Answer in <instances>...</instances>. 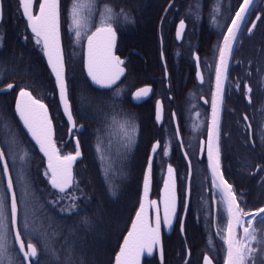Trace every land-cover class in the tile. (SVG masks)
I'll list each match as a JSON object with an SVG mask.
<instances>
[{
	"label": "flooded vegetation",
	"instance_id": "flooded-vegetation-1",
	"mask_svg": "<svg viewBox=\"0 0 264 264\" xmlns=\"http://www.w3.org/2000/svg\"><path fill=\"white\" fill-rule=\"evenodd\" d=\"M141 1L136 0L137 25L134 28L127 25L123 30L117 28L116 55L127 61L126 74L114 88L124 82L128 86H136L131 92L130 99L134 105L148 109L151 139L149 155L152 145L157 141L160 142L153 166L152 200H161L167 165L170 163L176 169L179 194L178 217H186V230L181 234L178 221L170 233L163 229V245L165 246V241L173 245L181 236L186 259L190 254L189 262L194 255L197 264L200 262L203 264V256L208 254L215 264H221L222 259L223 264L226 246L218 232H222L226 227V213L223 205L219 203V193L211 187L206 153L201 159L198 142L206 138V124L211 116V93L215 88V63L218 60V48L242 0H193L195 6L185 10L180 7L181 0H148L147 10L141 8ZM187 1L189 0H185ZM72 3L73 0H60L62 42L63 22L68 29V11ZM175 3L177 6L174 8ZM34 10L38 12L36 3ZM98 14L99 10L96 8L93 23ZM257 15L264 16V0H253L250 14L242 26L239 42L234 45V58L229 62L228 78L224 85V104L221 114L224 175L233 184L241 207L246 211L264 207V183L261 182L264 171H255L256 165L264 164V18L256 21L257 26L251 34H248L246 30L251 26V21L256 20ZM5 16L4 13L0 25L5 21ZM181 19H184L186 28L182 40H178L176 29ZM144 21H147V25L141 26V22ZM4 29L8 30V23L4 25ZM148 33L151 34L152 40L146 38ZM194 54L200 58L199 68L204 76L202 84L196 75L197 61ZM6 59L8 62V55L0 56V62H5ZM4 77L8 79V67L0 65V79ZM88 81L90 82L89 79ZM243 83H248L253 89L250 94L251 103L243 92ZM237 84L241 85L240 89L237 88ZM91 86L99 91L114 89H99L92 84ZM145 86L153 87L152 96L142 103H135L132 99L133 93ZM3 87L4 85L0 83V89ZM122 90H125V86ZM10 92L0 91V123L2 124L0 130L3 131L0 132V144L7 160L8 152L4 146L2 134L8 137L7 109ZM157 101H162L164 107L161 122H157L155 118ZM2 111L6 114H1ZM173 113L175 117L172 116ZM245 115L248 117L247 121L243 119ZM249 124L251 128L247 127ZM80 125L82 124L77 122V128ZM177 125L180 128L179 136L175 134ZM83 127L82 132L75 129L70 135L69 131V139H73L75 143L79 139L80 147L79 135L86 131L84 125ZM181 141L183 147H181ZM253 141L254 149L251 147ZM165 146L168 147L167 156L164 155ZM185 152L188 153L187 159L184 156ZM189 161L192 171L190 181ZM186 198L189 207L185 214ZM254 226L258 229L259 238L264 232V224L257 220ZM19 227L21 228L20 220ZM239 231L242 235V230ZM11 236L15 251L18 253L13 232ZM32 243L36 244L40 252L37 264H50L48 262L52 252L47 248H41L35 241ZM253 246H256L255 243ZM200 254L202 258H196ZM155 258L159 261L157 253L149 259ZM4 264H8L7 259Z\"/></svg>",
	"mask_w": 264,
	"mask_h": 264
},
{
	"label": "snow or ice",
	"instance_id": "snow-or-ice-1",
	"mask_svg": "<svg viewBox=\"0 0 264 264\" xmlns=\"http://www.w3.org/2000/svg\"><path fill=\"white\" fill-rule=\"evenodd\" d=\"M36 0H19V7L22 15L27 21V28L30 29L35 45L39 46L43 56L46 58L47 66L54 77V86L58 92L59 105L62 106L63 115L67 118V123L71 126L69 131L77 128L76 118L73 113V103L70 96L68 80V61L65 57V49L61 37L60 23V0H38V12L34 11ZM253 0H242L235 11L231 23L227 26L223 34L222 43L218 48V60L215 63V88L211 93V116L206 124V138L198 142V150L203 159L206 153L207 170L211 175V187L219 193V203L223 205L226 213V227L221 235L223 244L226 246L224 264H264V232L258 238V229L254 223L259 220L264 224V207L254 211H246L241 207V202L234 191L233 184L230 183L223 171V154L221 147L222 121L221 114L224 104V85L228 78L229 62L234 58V45L239 42L247 17L250 14ZM171 7V5H170ZM95 0H73L68 11V34L74 44L84 51L83 70L90 78L93 85L101 89H111L117 81L124 76L126 71L125 61L116 55L117 47V26L121 23H130L131 18L123 9L116 11L112 6L104 5L99 12V23L93 30V18L95 15ZM4 0H0V22L4 18ZM264 18L257 15L256 20L251 21V26L246 30L251 34L256 28V21ZM185 21L181 19L176 29V37L180 39L185 30ZM25 40L29 37L24 36ZM163 56V53H161ZM197 61V78L204 81L203 74L199 71V56L194 54ZM68 59H71L69 57ZM7 77H4L6 79ZM0 79V83H4ZM17 85L5 83L0 91L13 90ZM240 89L241 85L237 84ZM243 92L251 103L253 89L248 83H243ZM151 88H139L133 94L135 99L148 96ZM120 93L115 92L112 96V107L115 109L116 100ZM163 106L160 101L156 102L155 118L157 122L162 120ZM15 113L22 121L23 127L27 129L39 151L47 159V167L43 173L48 179L51 188L58 193L66 194L74 185L73 165L81 157V147L79 139L76 140L74 153L62 155L54 139L53 119L49 113V106L43 100L33 94V91L26 87H19V92L15 99ZM118 115V114H117ZM175 117V113L172 114ZM245 121L248 117H243ZM251 128V125H247ZM116 132L120 135L121 147L126 154L136 144L138 134L137 126L130 120H118L116 115L111 117L109 124V134ZM175 134L179 136L180 128L177 125ZM100 141L97 145V152L101 153V160H104ZM111 140H109V146ZM18 147V141L13 134L8 141L9 151L12 153L13 162L19 158L23 163L26 161L27 152L23 155L13 151ZM181 147L183 142L181 141ZM254 149L255 142H251ZM160 148L157 141L151 147L152 155L147 158V167L143 173V191L139 200V207L135 211V217L131 221V227L127 235L123 238V243L115 255V264H141L145 254L149 257L154 253H159L160 264H165L164 245L162 240V225L171 229L178 221L181 234L185 232V218L177 216L179 194L178 178L176 169L169 163L167 165V175L163 179L161 191V201L149 199L154 155ZM164 155H168V147L164 148ZM187 159L188 153H184ZM0 161L3 163V176L6 184L0 191V264H4L5 259L8 264H37L39 250L36 244L31 242L33 233L37 231L32 214L28 211L27 201H25V212L23 228L18 225L19 204L17 194L14 189L13 177L9 173V166L5 160V151L0 149ZM256 172L264 171V164L255 166ZM192 177L191 163L189 161L188 178ZM19 178V174H18ZM264 183V178H262ZM190 193V184L189 189ZM115 195V191L112 192ZM27 189H22V196H28ZM215 196V193H214ZM78 197L72 198V203L67 208H60L61 212L78 213L76 201ZM161 202L163 204V214L161 215ZM53 205L59 206L61 202L52 201ZM188 200L185 199L184 211H188ZM154 213V216L151 215ZM83 223H89L88 218H84ZM239 230H242V235ZM14 231V239L18 244V257H9V250L12 248L11 233ZM43 234H47L44 232ZM27 240V242H26ZM255 243V247L253 244ZM69 255H74L70 253ZM68 264H82L80 260H69ZM190 264V262H186ZM203 264H213V260L208 254L203 256Z\"/></svg>",
	"mask_w": 264,
	"mask_h": 264
},
{
	"label": "trees",
	"instance_id": "trees-1",
	"mask_svg": "<svg viewBox=\"0 0 264 264\" xmlns=\"http://www.w3.org/2000/svg\"><path fill=\"white\" fill-rule=\"evenodd\" d=\"M141 2V8L147 10L148 0ZM95 4L99 12L107 4L116 11L123 9L128 13L131 22L119 24L117 28L120 30L127 25L132 28L137 25L136 0H95ZM179 4L185 10L193 8L195 1L181 0ZM4 5L6 16L5 21L0 25V56L8 55V62L6 59L5 62H0V65L8 67V79H4L1 85L13 83L19 87H26L33 91L34 95L43 98L49 106V113L53 119L54 139L58 149L62 155L74 153L76 143L73 139H69L70 125L63 115L62 106L59 105L54 77L40 47L35 45L32 39L27 21L19 7V0H4ZM176 6L175 3L174 8ZM6 23L8 30L4 29ZM98 23L99 14L93 23V29ZM142 24L146 26L147 21L141 22V26ZM26 35L29 37L28 40L24 39ZM63 44L68 61L67 75L74 115L78 124L86 128L85 133L79 135L83 157L75 164L74 185L66 194L58 193L51 188L47 177L43 175L47 167V159L39 151V147L15 113V99L19 87L8 93V137L11 138L14 134L18 143L22 145L19 147L22 148V152L16 151L18 154L23 155L27 152L26 161L22 163L19 159L18 163L21 172H24L25 180L28 181L27 199L31 202L28 211L32 214L37 229L33 233L31 242L35 241L41 248L55 251L49 256L51 264H53L52 259L55 264H68L69 260H80L82 264H113L123 238L130 229L142 195L143 173L147 167L151 145L149 113L147 107H140L131 102V92L136 86L131 87L124 82L114 89L105 91L96 90L91 86L83 70V50L80 46L74 45L69 38L64 22ZM69 57L71 59H68ZM124 86L125 90H122ZM115 92H119L120 95L114 109L112 96ZM1 114L5 115L6 112L2 111ZM113 115L121 121L130 119L137 126L136 144L126 154L121 147L120 135L116 132L109 134V124ZM109 140H111L110 146ZM100 141H103L100 144L104 155L103 161L100 158L101 153L97 152ZM8 163L14 185L16 184L19 208L22 204L24 213L23 203L19 199L20 185L18 186L16 182V171L9 153ZM0 176L5 182L1 164ZM113 191L115 195L112 194ZM73 197L79 198L76 201L78 213L61 212L60 208H67L72 203ZM52 201L61 203L57 207ZM22 212L20 211V223L24 218ZM84 218H88L89 223H83ZM104 230L106 233L103 234ZM36 232L40 234L39 237L36 236ZM44 232L47 234H43ZM174 245L176 249L171 250L165 243V264H183L186 253L183 251L181 236ZM73 252L74 255H69ZM145 264H160V262L156 258L146 259ZM190 264H197L194 255Z\"/></svg>",
	"mask_w": 264,
	"mask_h": 264
},
{
	"label": "rangeland",
	"instance_id": "rangeland-1",
	"mask_svg": "<svg viewBox=\"0 0 264 264\" xmlns=\"http://www.w3.org/2000/svg\"><path fill=\"white\" fill-rule=\"evenodd\" d=\"M36 6H37V10H38V0L36 1ZM147 17V16H146ZM148 36H146V38L148 39V40H152L151 39V34L150 33H148L147 34ZM0 125H2L1 123H0ZM1 127H4V126H1ZM5 128V127H4ZM3 129V128H2ZM0 132L2 133L3 131H1L0 130ZM3 135V143H4V146H5V148L7 149V152L10 154V156H11V158H12V161H13V157H12V153L9 151V148H8V141L10 140V136L9 137H7V135H5V134H2ZM19 147H22V145L20 144V143H18V147L16 148V149H14L13 151H18V152H22V148H19ZM18 154V156L19 155H21V154ZM18 160H19V158H17L16 159V161H15V163L13 162V168L15 169V171H16V179H17V184H18V186L20 185V187H19V189H20V200H21V202L23 203V208H24V212H25V207H26V205H25V201H27V208L30 210V205H31V202H30V200H28L27 198H28V196H22V189H27V192H29V185H28V181H26L25 179V176H24V172L22 173L21 172V169H20V164L18 163ZM159 173V172H158ZM18 174H19V178H18ZM160 174V173H159ZM4 185H5V182L4 181H2V178H1V176H0V191H2L3 190V188H4ZM16 185V184H15ZM19 195V194H18ZM20 211L22 212V204H21V206H20ZM22 214L24 215V213L22 212ZM24 219V218H23ZM23 222H21V229L23 228ZM106 230V229H105ZM105 230H104V232H102L103 234L104 233H106L105 232ZM38 232H36V236H40V234H37ZM12 234V233H11ZM36 236L34 237V238H36ZM10 239H11V243H12V248H11V250L12 251H10L9 252V257H11V258H17L18 257V253L15 251V245H14V241H13V238H12V236L10 237ZM178 240H179V237L177 238ZM176 239V240H177ZM175 240V241H176ZM165 243H166V241H165ZM179 243V242H178ZM177 243V244H178ZM169 246H170V249L171 250H173V249H176V245H174V243H173V245H170V244H168ZM14 250V251H13ZM50 250V249H49ZM183 251L186 253V251H185V248L183 249ZM50 252H55L54 250H50ZM204 252H205V250H204ZM203 252V253H204ZM196 258H202V254H200L199 256H197ZM185 260H186V254H185V258H184V261H183V264H184V262H185ZM52 261L54 262V260L52 259ZM222 261H223V259L221 260V264H222ZM45 263H46V260H45ZM48 263H50V262H48ZM51 264V263H50ZM198 264H201V262L200 263H198ZM224 264V263H223Z\"/></svg>",
	"mask_w": 264,
	"mask_h": 264
},
{
	"label": "water",
	"instance_id": "water-1",
	"mask_svg": "<svg viewBox=\"0 0 264 264\" xmlns=\"http://www.w3.org/2000/svg\"><path fill=\"white\" fill-rule=\"evenodd\" d=\"M35 11V10H34ZM61 23V22H60ZM185 25H186V23H185ZM186 28V27H185ZM185 31V30H184ZM184 34V33H183ZM183 36V35H182ZM61 37H62V34H61ZM178 40H182V37L180 38V39H178ZM117 42H118V37H117ZM63 43V42H62ZM117 48V47H116ZM115 52H116V49H115ZM125 61V63H126V61L127 60H124ZM199 71H200V68H199ZM201 72V71H200ZM125 74H126V71H125ZM125 74H124V76H125ZM124 76H122L121 78H120V80L119 81H117L116 82V84L112 87V88H114L115 86H117L120 82H121V80L124 78ZM89 80H90V78H88ZM90 82H91V80H90ZM91 84H92V82H91ZM93 85V84H92ZM94 87H96V88H99V86H96V85H93ZM145 87H149V88H151V92L148 94V96H146V97H143V98H140V99H135L134 98V96H132V99H133V101L135 102V103H142V102H144L145 100H147L148 98H150L151 96H152V94H153V87H151V86H145ZM142 88H144V87H142ZM99 89H101V88H99ZM11 90H8V91H6V92H10ZM2 92H4V91H2ZM136 92V91H135ZM134 92V93H135ZM133 93V94H134ZM161 102V104H162V106H163V103H162V101H160ZM163 112H164V107H163V111H162V118H163ZM162 121V120H161ZM160 121V122H161ZM22 122V121H21ZM23 124V123H22ZM71 127V126H70ZM78 128H80V126L78 127ZM27 130V129H26ZM75 129H73L71 132H70V135L72 134V132L74 131ZM84 130V127L79 131V132H82ZM30 135V134H29ZM0 149H2V147H1V144H0ZM81 153H82V150H81ZM150 155H152V153L150 154ZM155 156H156V154L154 155V159H153V166H154V161H155ZM82 158V155H81V157H79L77 160H76V162L78 161V160H80ZM5 160H6V162L8 163V160H7V158H6V155H5ZM76 162L74 163V165H73V176H74V180H75V173H74V167H75V164H76ZM3 163H4V161H0V164H1V167H2V169H3ZM8 166H9V163H8ZM174 168V167H173ZM175 169V168H174ZM9 173H10V175H12L11 174V170H10V166H9ZM167 175V174H166ZM4 180H5V184H6V179H5V177H4ZM13 182H14V180H13ZM14 189H15V185H14ZM152 190H153V176H152V184H151V191H150V196H149V199H152L151 198V196H152ZM15 191H16V189H15ZM143 191V190H142ZM17 194V193H16ZM17 200H18V197H17ZM161 201V200H160ZM19 204V203H18ZM161 215L163 214V204H162V202H161ZM178 210H179V203H178ZM178 210H177V216H178ZM151 215H153L154 216V213H151ZM19 220H20V209H19V217H18V225H19ZM175 224V223H174ZM174 226V225H173ZM131 227V226H130ZM163 229L167 232V233H170L171 231H172V229H173V227L171 228V229H169V228H167L166 226H163L162 225V229H161V233H162V240H163ZM15 235V233H14V231H13V236ZM127 235V234H126ZM15 240V239H14ZM123 243V242H122ZM15 244H16V242H15ZM16 247H17V249H18V244H16ZM156 253H154V255H155ZM153 255V256H154ZM157 255H158V258H159V253L157 252ZM153 256H151V257H149V256H147L146 254H145V256L144 257H142V261H141V264H144V260H145V258H152ZM211 258V257H210ZM212 259V258H211ZM189 260H190V254H188V256H187V259H186V261L184 262V264H186V262H189ZM213 260V259H212ZM160 261V260H159ZM113 264H115V261H114V263ZM213 264H215V262L213 261Z\"/></svg>",
	"mask_w": 264,
	"mask_h": 264
}]
</instances>
